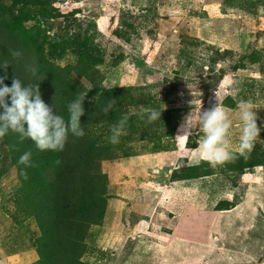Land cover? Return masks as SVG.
Segmentation results:
<instances>
[{"label":"rangeland","instance_id":"1","mask_svg":"<svg viewBox=\"0 0 264 264\" xmlns=\"http://www.w3.org/2000/svg\"><path fill=\"white\" fill-rule=\"evenodd\" d=\"M0 21L49 69L79 72L67 79L86 103L102 96L121 114L149 108L178 121L170 136H145L141 119L116 159L100 163L106 206L84 264H264V0H0ZM215 94L229 110L233 152L240 100L252 102L261 134L250 155L213 168L196 149ZM249 158L257 165L234 171ZM190 165L214 174L173 179ZM19 186L1 150L0 264H39Z\"/></svg>","mask_w":264,"mask_h":264},{"label":"trees","instance_id":"2","mask_svg":"<svg viewBox=\"0 0 264 264\" xmlns=\"http://www.w3.org/2000/svg\"><path fill=\"white\" fill-rule=\"evenodd\" d=\"M15 18L20 19L19 16ZM8 34H13L12 29L6 27L3 30L0 24V64L9 63L8 78L4 83L10 87L16 77L24 85L39 84L44 102L67 120V106L80 94L76 82L67 77L70 74L79 76V72L49 69L42 56L38 59L31 57L18 43L9 41ZM17 50L22 56L13 58L10 53ZM31 69H35V73ZM4 75L5 69L0 67V77ZM107 101L108 98L101 96L95 102H84L85 115L81 117V124L85 135L76 138L69 134L63 151H40L32 141L21 142L19 134L11 131L0 139V151L8 156L20 184L15 202L21 203L20 206L34 219L39 232L34 240L39 264H84L81 257L86 250L87 233L90 227L102 222L106 206V176L100 171V163L116 159L114 152L120 145L109 143L107 137L111 133L106 134L110 132L108 127L117 123L122 115L120 107L115 104L105 113L103 109ZM160 112V120L142 126L145 136L158 133L170 136L176 129L178 121L172 113ZM142 122L140 114H130L127 134L135 132L136 124ZM27 151L32 153L34 167L25 168L18 164L19 157ZM256 165L251 158L241 159L234 171ZM22 170L27 172V179L21 175ZM197 170V166H186L181 169L180 179L176 176L173 179L190 180L214 174L211 170L206 173Z\"/></svg>","mask_w":264,"mask_h":264},{"label":"clouds","instance_id":"3","mask_svg":"<svg viewBox=\"0 0 264 264\" xmlns=\"http://www.w3.org/2000/svg\"><path fill=\"white\" fill-rule=\"evenodd\" d=\"M13 58L22 56L20 51H12ZM9 63L4 61L0 67L5 69V75L0 77V139L4 138L9 131L19 134L21 142L32 141L40 151H63L69 134L76 138H82L85 131L81 124V117L85 115L84 102L85 93H81L67 106L68 119L55 113L52 106H49L42 99L39 84L24 85L20 79L14 77L9 87L4 83L7 77ZM35 73V69H31ZM10 98V102H9ZM95 99V97L93 98ZM193 101H191L192 103ZM116 103V100L107 101L103 109L105 113ZM202 103V102H201ZM237 108L241 121L240 133L236 144L235 152L230 149V129L232 121L225 109L217 101L211 107L200 113L199 128L203 133L199 140L198 148L202 159L211 167L223 166L231 162L235 155L247 157L252 152L255 141L261 134L258 126V116L253 110L251 101L240 100ZM161 112L156 109H143L140 118L145 119L148 124L160 120ZM130 114H122L117 123L110 127L109 143L117 145L120 138L127 135ZM190 115L182 125L184 137L191 133L189 126ZM32 153L24 152L18 159V164L25 168L34 167L31 163ZM21 175L27 179V172L22 170Z\"/></svg>","mask_w":264,"mask_h":264}]
</instances>
